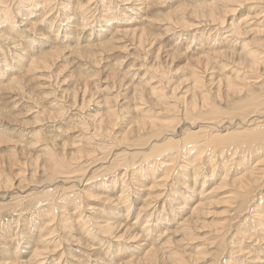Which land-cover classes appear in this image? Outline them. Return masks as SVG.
<instances>
[{
    "label": "rangeland",
    "instance_id": "rangeland-1",
    "mask_svg": "<svg viewBox=\"0 0 264 264\" xmlns=\"http://www.w3.org/2000/svg\"><path fill=\"white\" fill-rule=\"evenodd\" d=\"M6 1L0 264H264V0Z\"/></svg>",
    "mask_w": 264,
    "mask_h": 264
},
{
    "label": "bare ground",
    "instance_id": "bare-ground-1",
    "mask_svg": "<svg viewBox=\"0 0 264 264\" xmlns=\"http://www.w3.org/2000/svg\"><path fill=\"white\" fill-rule=\"evenodd\" d=\"M6 1V0H5ZM5 1L4 0H0V4L1 5H4V6H0V10L2 11V13H4L5 14V12H9V10L7 9L8 8V6L6 5L7 4V1H6V3H5ZM143 1V0H142ZM217 1V0H216ZM222 1V3H220V4H216V8H219V7H221V6H225V7H227V10L229 11V10H232V11H234V9H238V7L239 6H242V5H244V2L245 1H243V0H221ZM221 1H219V2H221ZM231 1H233V2H231ZM260 1V0H259ZM40 3L41 2H39V3H36V5L35 6H37V8L39 7V5H40ZM145 3V2H144ZM215 3V2H214ZM9 5V4H8ZM214 5H212V6H210V4L209 5H207L206 7L210 10V13L213 15V14H215L213 11H214V7H213ZM229 6H231L232 8H234V6H237V8L235 7L234 9H232V8H228ZM253 8V7H252ZM222 9V8H221ZM240 9V8H239ZM211 10H213V11H211ZM221 11V10H220ZM251 13V12H250ZM11 16V15H10ZM4 16V18L5 19H1V21L0 22H6V21H9V22H11L12 20H14L15 18H17V15H15V16ZM216 16V15H215ZM244 17H246V16H244ZM1 18H2V16H1ZM85 18V17H84ZM85 20V19H84ZM253 20H255V19H253ZM22 20L20 19V22H21ZM252 21V20H251ZM240 22V21H239ZM17 23H18V21H17ZM34 23H35V21H34ZM50 23V22H49ZM21 24V23H20ZM11 25V24H10ZM24 25V24H23ZM17 30V29H16ZM30 30V29H29ZM18 47V46H17ZM51 52H49V53H47V54H43V56L42 57H40V58H35L34 59V61L31 63V66H32V68H34V69H36L39 65H47L48 64V61H46L47 60V57L48 56H51ZM251 59V58H250ZM43 63V64H42ZM251 64H255L254 62H250ZM207 65V64H206ZM246 81H244L243 82V85H242V87H240V88H237V89H244L245 87H247V82L245 83ZM235 87H238V86H235ZM158 91V90H157ZM156 92V91H155ZM252 95L254 96V99L255 100H257V101H262L263 100V97L262 96H260V95H257V90H254V92L252 93ZM141 99V98H140ZM138 100V99H137ZM142 100H143V96H142ZM260 109L259 110H257V112L256 111H254V112H250V113H248L250 116H253V114H255V115H257V114H259V113H264V107L262 106V104H260ZM192 109V108H191ZM263 115V114H262ZM104 124V123H103ZM153 126V129H154V127L156 126V125H152ZM257 128H258V126H257ZM173 129V128H172ZM171 129H169V130H167V131H165V132H159V131H155V132H152L151 134H153V135H155L156 137H159V134L161 135V137H163V138H170V139H168V142H170V144H169V146H167V147H165V148H163L162 150H165V149H171V147L173 148V147H175L176 145H175V141L174 140H172L171 139V137L173 136L172 134H175V132L173 133L172 132V130L170 131ZM174 130V129H173ZM176 130V129H175ZM255 130H257V129H255ZM259 130L261 131V133L260 134H257V131H255L254 133H249V134H247V136L249 137L248 138V140H243V144L247 147V150L249 151H251V150H253L255 147H259V145H261V144H264V127H261V129H260V127H259V129H258V133H259ZM153 131V130H152ZM244 134V133H243ZM189 135V134H188ZM187 135V137H189ZM191 135V134H190ZM244 135H246V134H244ZM168 136H171V137H168ZM225 136H231V135H225ZM224 136V137H225ZM192 142V138H189V139H187V143L186 144H191V147H193V149L194 150H196V145H194V144H192L191 143ZM195 142H196V140H195ZM198 142H199V140H198ZM197 143V142H196ZM203 144L204 145H202V146H206V148H204V149H209V151H210V149L212 148V146H211V144L209 143V140L207 139V138H205V142H203ZM243 144L242 145H240V144H238V146H237V144H234V145H230L229 147L231 148L230 150L233 152V150H235V149H240V148H242L243 147ZM201 146V147H202ZM159 147H161V145H155L154 147H153V150H156V149H158ZM162 148V147H161ZM227 149V148H226ZM161 150V151H162ZM183 150H184V148H183ZM192 150V148H190V151ZM177 151V150H176ZM178 152V151H177ZM183 152V154H184V152L185 151H182ZM223 152H224V150H223ZM235 153V152H234ZM201 156V155H200ZM245 156V155H244ZM201 158V157H200ZM197 159V158H196ZM231 159H233V158H231ZM200 160V159H199ZM197 162H198V160H197ZM202 166V165H201ZM56 167V165L53 163V167H52V169H54ZM128 169V167L126 168V170ZM203 170V169H202ZM197 171V170H196ZM63 172H66V171H62L61 173H59V175H62V173ZM126 175H128V173H126L123 177L125 178V176ZM122 177V178H123ZM257 178H255V180H256ZM254 179L253 180H251L250 181V183H247V184H244V185H240L239 187H238V190H239V192H238V194H240L239 195V198L241 199L240 200V204L241 205H243L245 202H246V199H247V201L248 202H250V200H251V198H252V196L250 197V199L248 198V195H247V192L250 190L249 188H250V186H251V183L252 182H254L255 181ZM126 182H127V180H126ZM255 183V182H254ZM127 185V184H126ZM123 186H125V184L123 185ZM125 187H123V189H124ZM120 193H122V194H120L121 196L119 197V201H121V200H127L128 201V196L126 195V193L125 192H123V191H121ZM252 193V192H251ZM251 193H249V195H251ZM172 197V196H171ZM117 198H114V201L116 200ZM172 200V199H171ZM175 200V199H174ZM127 201H126V203H127ZM119 202H114V204H115V206L118 204ZM121 203V202H120ZM120 203H119V205H120ZM183 203V202H182ZM122 204V203H121ZM147 204H149V203H147ZM146 204V205H147ZM179 205H181V204H179ZM125 206V205H124ZM130 206V205H129ZM143 206V205H142ZM148 206V205H147ZM124 208V207H123ZM128 208L129 207H127V210H128ZM149 208V207H148ZM147 208V209H148ZM126 209V208H125ZM145 209V208H144ZM128 212V211H127ZM153 213V212H152ZM253 215V214H252ZM84 217H85V215H83ZM150 216V215H149ZM88 217H89V215H88ZM87 217V218H88ZM91 218V217H90ZM76 219V218H75ZM92 219V218H91ZM90 219V220H91ZM156 219V218H155ZM86 220V219H85ZM88 220V219H87ZM108 220V221H107ZM106 221H105V223H104V228H103V232H101V233H105L106 234V231L107 230H109V232L111 231V232H113L114 233V235L115 236H117V238L118 237H121L122 235H123V233H122V235H118L117 233H118V231H120V230H116L117 228L118 229H120V227H119V225H117L116 223H113L115 220H112V219H107ZM150 220V219H149ZM243 222H245V221H247V219L244 221V219L242 220ZM260 222H262V220L260 219L259 220ZM91 222V221H90ZM99 222H101V221H99ZM248 222H250L249 220H248ZM247 222V223H248ZM76 223L77 224H79V225H85V222H82V219L79 221V219H77L76 220ZM94 223V222H93ZM148 223V222H147ZM146 223V224H147ZM188 223V222H187ZM186 223V224H187ZM246 223V224H247ZM88 224H89V222H88ZM91 224V223H90ZM98 224V223H97ZM92 225V224H91ZM99 225V224H98ZM97 225H95L94 227H96ZM121 226V225H120ZM186 226V225H185ZM264 226V225H263ZM97 227H100V226H97ZM145 227V226H144ZM187 227V226H186ZM185 227V234H189L188 232H189V230H192V229H190V226L188 227V228H186ZM86 228H88L87 226L84 228V230L86 229ZM115 229V230H114ZM88 230V229H87ZM102 230V229H101ZM100 230V231H101ZM54 232V231H53ZM151 232V231H150ZM149 232V233H150ZM179 233V232H178ZM108 234V233H107ZM110 235L112 234V233H109ZM224 234V233H223ZM125 235V234H124ZM135 236V235H134ZM234 237V236H233ZM189 238V237H188ZM133 240V239H132ZM229 240V239H228ZM47 240L46 239H43L42 241H41V243L42 242H46ZM229 242V241H228ZM145 244V243H144ZM229 244V243H228ZM227 244V245H228ZM147 245V244H146ZM142 246H143V244H142ZM140 248V247H139ZM232 249V250H231ZM152 251V250H151ZM230 251H231V253H234L235 254V251L233 250V248L230 246ZM42 252V251H41ZM53 253V252H52ZM150 253V252H149ZM176 253V252H175ZM238 253V252H237ZM236 253V254H237ZM180 254V253H179ZM36 256H38V252L35 250L34 252H33V255H32V257H33V259H32V261H34V260H36L35 261V264H39L40 262H41V260H39V259H37L36 258ZM45 256H48V255H45ZM181 256V255H180ZM182 256H184V255H182ZM237 256V255H236ZM185 258V257H184ZM182 259V258H181ZM152 260V259H151ZM176 260V259H175ZM147 261V260H146ZM184 261V263H185V260H183ZM174 263H175V261H174ZM34 264V263H33ZM132 264V263H131ZM177 264V263H176Z\"/></svg>",
    "mask_w": 264,
    "mask_h": 264
}]
</instances>
